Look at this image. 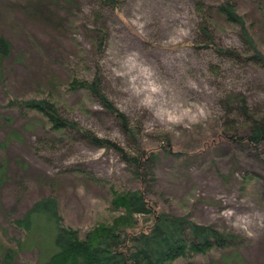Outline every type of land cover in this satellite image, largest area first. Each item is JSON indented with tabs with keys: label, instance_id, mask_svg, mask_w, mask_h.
<instances>
[{
	"label": "rangeland",
	"instance_id": "1",
	"mask_svg": "<svg viewBox=\"0 0 264 264\" xmlns=\"http://www.w3.org/2000/svg\"><path fill=\"white\" fill-rule=\"evenodd\" d=\"M72 1L70 18L60 14L68 22L52 31L0 0V29L13 41L0 75V163L6 165L0 256L7 238L22 237L11 220L37 199L53 193L61 224L86 231L120 213L111 207L110 185L138 187L114 150L73 130L62 136L36 122L37 114L6 106L16 94L51 98L64 117L133 150L116 118L94 97L67 88L70 70L88 80L98 72L108 98L140 124L143 146L157 151L147 191L155 208L238 236L239 245L190 260L264 264V148L256 155L229 141L225 131L230 122H243L235 106L228 108L229 95H242L248 108L264 103V68L204 47L197 0H115V8ZM80 24L106 33L103 51L90 59H81L92 46ZM209 31L222 46L243 48L235 29ZM166 135L169 152L160 149ZM53 222L38 230L41 245L37 235L31 242L29 237L13 264H47L42 255L55 249Z\"/></svg>",
	"mask_w": 264,
	"mask_h": 264
},
{
	"label": "trees",
	"instance_id": "2",
	"mask_svg": "<svg viewBox=\"0 0 264 264\" xmlns=\"http://www.w3.org/2000/svg\"><path fill=\"white\" fill-rule=\"evenodd\" d=\"M7 1L8 9L12 7L22 13L26 20L32 19L52 31L62 29V24L67 23L70 18V9L75 6L72 0ZM98 2L116 7L115 0ZM195 7L201 17L199 30L204 37V47L236 61L264 68V50L260 47L264 46V0H197ZM245 7L249 9L245 11ZM62 13L69 18H63L60 15ZM18 23L16 25L19 27L21 24ZM80 26L88 32L92 46L88 55H82L81 59H90L103 51L106 33L96 27L89 29L83 24ZM211 26L221 31L235 29L243 48L240 50L219 44L209 31ZM12 51L13 41L0 29V75ZM68 72L72 76L65 80L67 88L83 89L94 97L101 107L116 118L122 132L133 145V150L124 148L110 138L100 137L76 121L64 117L59 105L51 98L16 94L9 97L6 106L37 114L36 122L48 124L53 132L61 133L62 136L67 130H73L93 145L114 150L126 163L132 180L138 187L129 189L110 185L111 207L120 213L111 217L110 221L97 224L86 231L61 224L57 199L53 193L37 199L22 217L11 220L14 226L22 230V237L7 238L9 244L2 245L0 264H13L29 237L28 241L31 242L37 235L39 238L36 242L41 245L38 230L41 225L52 221L55 225V249L43 253L42 260H46L47 264H204L190 259L211 249L239 245L238 236L232 232L197 223L186 214L177 215L155 208L147 191L154 178L157 151L143 146L140 124L132 123L108 98L101 87L98 72L89 80L77 76L73 71ZM226 102L228 108L235 106V111L243 115V122L235 125L230 122L225 126V131L230 132L227 138L246 145L258 155V150L264 148V103L248 108L240 94L229 95ZM164 139L160 149L169 152L170 139L167 135ZM261 162L264 166L262 159ZM5 171L6 165L1 162L0 187ZM209 264H215V261H210Z\"/></svg>",
	"mask_w": 264,
	"mask_h": 264
}]
</instances>
